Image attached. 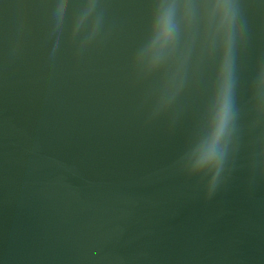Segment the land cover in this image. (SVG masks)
I'll return each instance as SVG.
<instances>
[{"label": "water", "instance_id": "obj_1", "mask_svg": "<svg viewBox=\"0 0 264 264\" xmlns=\"http://www.w3.org/2000/svg\"><path fill=\"white\" fill-rule=\"evenodd\" d=\"M0 264H264V0H0Z\"/></svg>", "mask_w": 264, "mask_h": 264}]
</instances>
